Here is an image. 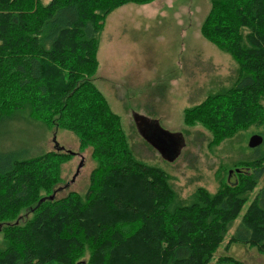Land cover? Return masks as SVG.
Returning a JSON list of instances; mask_svg holds the SVG:
<instances>
[{
    "label": "trees",
    "instance_id": "trees-1",
    "mask_svg": "<svg viewBox=\"0 0 264 264\" xmlns=\"http://www.w3.org/2000/svg\"><path fill=\"white\" fill-rule=\"evenodd\" d=\"M147 1L0 0V264H241L215 253L228 236L264 253V0H210L202 20L201 33L240 63L196 114L213 142L247 128L262 141L214 191L198 186L189 200L164 168L133 153L92 78L107 14ZM246 57L257 66L245 67ZM27 108L91 145L84 193L56 195L72 151L10 145V123Z\"/></svg>",
    "mask_w": 264,
    "mask_h": 264
},
{
    "label": "rangeland",
    "instance_id": "rangeland-1",
    "mask_svg": "<svg viewBox=\"0 0 264 264\" xmlns=\"http://www.w3.org/2000/svg\"><path fill=\"white\" fill-rule=\"evenodd\" d=\"M209 7L210 0H150L115 7L105 17L100 31L99 63L92 75L108 105L119 114L133 153L164 168L183 200H189L198 186L214 191L232 161L252 152L248 143L253 133L248 128L213 142L212 131L199 118L202 112L196 114L197 110H204L205 98L211 92L235 80L240 63L201 33ZM243 60L245 67L250 68L257 66L259 59ZM185 112L191 114L190 122L185 119ZM21 115L10 123V145L31 153L55 148L72 151L60 163L61 180L54 188L61 185L57 196L69 190L84 193L96 164L91 145L80 143V136L68 128L33 117L28 108ZM139 116L147 119L140 120ZM137 120L140 128L152 134V128L160 125L174 152L165 153L162 145H156L149 136L145 138ZM234 228L235 225L229 233ZM226 246L225 239L215 253L232 254L241 264H264V253L252 245L237 241L231 243L230 249ZM247 246L250 249L243 251ZM234 248L240 251L234 253ZM214 259L207 264H219Z\"/></svg>",
    "mask_w": 264,
    "mask_h": 264
},
{
    "label": "water",
    "instance_id": "water-1",
    "mask_svg": "<svg viewBox=\"0 0 264 264\" xmlns=\"http://www.w3.org/2000/svg\"><path fill=\"white\" fill-rule=\"evenodd\" d=\"M136 115V114H135ZM137 117V116H136ZM135 117V118H136ZM138 118H140V120H145V116H139ZM136 118V119H138ZM147 119V118H146ZM139 120H137V123H138V129L140 131V133H142L144 135L145 138L147 139H151L152 141H154V143H156V145H162V150L165 148L166 150H163L165 153L169 151L174 152V149L172 150V148L170 147L171 146V142L170 141H166V138L163 137V134H166V131L164 129H162L160 127V125L156 124V126H154V128H152V132L153 134L150 132V131H145L143 128H140L139 127ZM157 120H154V122H156ZM148 134V135H147ZM149 136V138H148ZM262 141V135L259 134V133H253L251 135V137L249 138V145L251 147L259 144L260 142ZM173 143V142H172ZM56 146H58V144L56 143ZM82 164V161H80V163L78 164V167H77V171H78V168L79 166ZM76 171V172H77ZM75 175L72 176V179L74 178ZM52 196V195H51Z\"/></svg>",
    "mask_w": 264,
    "mask_h": 264
},
{
    "label": "crops",
    "instance_id": "crops-1",
    "mask_svg": "<svg viewBox=\"0 0 264 264\" xmlns=\"http://www.w3.org/2000/svg\"><path fill=\"white\" fill-rule=\"evenodd\" d=\"M46 2H47V1H46ZM239 221H240V220H239V219H237V220H236V224H237V222H239ZM232 232H233V231H232ZM230 233H231V232H230ZM225 239H226V245H227L226 247H227V249H230V247H231V243H232V242H237V241H238V242L245 243V244H249V245L251 246V244H250V243L243 242V241H239V240H230V241H229V236H228V237H226ZM225 239H224V240H225ZM250 246H247V247H245L243 251L247 250V248H249V249H250ZM252 247H253V249H254V250H256V251H257V249H256V247H255V246H253V245H252ZM232 251H233L234 253H237V251H240V250H239V249H236V248H234V249H232ZM225 252H226V251H225ZM219 253L221 254V252H219ZM211 260H212V259H211ZM211 260H210V261H211ZM214 260H215V259H214ZM216 261H217V260H216ZM216 263H217V262H216ZM218 263H219V264H229L228 262H218Z\"/></svg>",
    "mask_w": 264,
    "mask_h": 264
}]
</instances>
